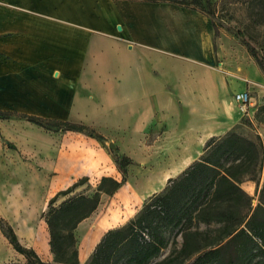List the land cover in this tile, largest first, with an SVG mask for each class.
<instances>
[{"label": "crops", "instance_id": "1", "mask_svg": "<svg viewBox=\"0 0 264 264\" xmlns=\"http://www.w3.org/2000/svg\"><path fill=\"white\" fill-rule=\"evenodd\" d=\"M221 60L210 17L174 0H0V110L84 123L102 135L115 126L122 135L143 134L156 122L169 127L152 134L164 147V161L131 190L135 204L197 159L210 137L240 122L233 93L248 89L229 82ZM5 124L19 151L56 160L44 176L56 173L51 185L64 184L51 194L108 165L100 140L87 133L60 130L37 139L29 121L0 119ZM39 212L22 201L1 211L37 252L39 234L30 224ZM0 236L7 241L1 230Z\"/></svg>", "mask_w": 264, "mask_h": 264}, {"label": "trees", "instance_id": "2", "mask_svg": "<svg viewBox=\"0 0 264 264\" xmlns=\"http://www.w3.org/2000/svg\"><path fill=\"white\" fill-rule=\"evenodd\" d=\"M174 1L197 8L184 0ZM244 1L260 5L264 12V0ZM206 2L210 3L209 0ZM247 46L264 70V57L259 49L252 44ZM260 48L264 49L263 46ZM13 116L41 127L80 131L97 139L104 138L84 123L0 110V119ZM259 121L264 123L262 118ZM115 161L122 173L121 180L103 176L93 194L69 195L87 180V176L82 177L50 198L43 216L49 228L52 261L43 260L34 247L24 245L13 226L0 218L1 232L25 257V261L2 264H79L74 230L98 209L103 193L113 195L127 181L128 166L133 163V159L125 154H118ZM263 164L264 142L260 134L249 138L232 128L225 134L210 137L200 157L169 178L165 187L153 193L133 218L106 231L86 264H264ZM248 180L256 184V206L255 196L242 186ZM60 195L69 196L56 203ZM195 220L219 224V234L209 239L207 236L201 238L203 231L191 229ZM175 231L182 234L180 248L159 259L171 243L170 234Z\"/></svg>", "mask_w": 264, "mask_h": 264}, {"label": "rangeland", "instance_id": "3", "mask_svg": "<svg viewBox=\"0 0 264 264\" xmlns=\"http://www.w3.org/2000/svg\"><path fill=\"white\" fill-rule=\"evenodd\" d=\"M184 1L194 4L197 8L204 11L218 29L216 43L222 51L221 62L223 60L225 61L222 65V69L229 78V82L239 85L244 84L250 91L251 103L248 105L247 111H243L240 102L235 99L241 110L242 117L240 122L235 125L234 129L243 136L249 138L255 137L258 133L261 135L264 142V123L259 121L261 118L264 119V108H262L264 105V70L251 55L247 46L248 44L256 46L260 54L264 57V49L260 48V46L264 47V12L261 11V6L256 4L252 5L244 0H209L210 3H207L206 0H198L199 2H195V0ZM233 96L235 98L234 93ZM13 117L28 122V120L24 118L17 116ZM32 125L33 132L30 133L37 139L45 135V133L63 130L56 129L55 127H41L34 123H32ZM11 128L9 124H5L4 126L0 125V218H3L5 222L11 224L6 218L1 216V211L4 206H7L12 201H22L30 204L35 203L38 209H40V212L38 215H34V222L30 224V228L34 229L36 234H39L38 254L43 260L52 261L54 255L51 252L49 244L50 233L43 214L48 210L50 198L58 192L51 194V188L55 190L63 185L64 181L59 180L51 185L53 181L52 178L56 173H52L49 176L44 175L49 170V166L56 163V160L42 159L38 154L19 151L13 135H11V137L8 136ZM167 128L169 127L156 122L152 127L145 129L143 134L124 135L120 132L121 127L117 128V126H115L109 130L103 129L105 132V135H103L104 138L99 140L103 148L101 151L105 158L109 160V162L105 161L108 165L104 164L103 168L99 169L94 175L77 177L74 182L86 176L87 180L78 185L69 195L77 193L93 194L98 188L103 176L121 180L122 173L115 161L118 154L130 156L133 159V163L128 166L127 181L120 187L123 188L120 192V196L118 194V197L125 199L119 201V198H116L120 188L113 195L103 193L98 209L91 216L83 219L74 230L79 247V264H86L89 256L94 250L96 245L90 250L89 236L93 234L98 226H105V228H107L110 225H114L117 222L110 223L108 220L115 215H118V222L121 221L112 228L125 224L138 213L145 201L152 195L147 196L136 204L129 202L133 197L132 191L139 190V188L143 186L141 184V182H144L143 179L147 178V175L153 173V164L157 163L155 166L158 168L160 161H164L165 153L164 150H162L164 147L156 136L162 134L161 132ZM28 129V127H24V130ZM63 131L67 132V130ZM152 134L156 136L153 137ZM154 140L155 142L153 143ZM110 142H113L115 147H110ZM37 147L38 146H36V148ZM142 147L149 148V156L145 158L142 157L143 155L139 152ZM160 147L163 148L161 149ZM202 153L203 151L201 154ZM68 162L70 161H66V163L70 165ZM242 186L251 195L255 196L254 205L256 206L258 203V194L256 193L255 182L248 180L245 181ZM69 195H60L56 203H60ZM218 227L219 224L217 223L207 224L195 220L191 229L203 231L204 234L200 237L203 238L207 236L209 239L219 234ZM24 228L26 230V227ZM170 237L171 243L163 251L159 259L165 257L171 250L180 248L183 242L181 232H172ZM22 243L28 247H33L24 242ZM10 247L13 248L8 239L6 241V239L4 240V238L1 237L0 264L9 261H21V257L16 252L13 254L10 251ZM257 259L259 258H256V260ZM23 261H25V257Z\"/></svg>", "mask_w": 264, "mask_h": 264}, {"label": "built area", "instance_id": "4", "mask_svg": "<svg viewBox=\"0 0 264 264\" xmlns=\"http://www.w3.org/2000/svg\"><path fill=\"white\" fill-rule=\"evenodd\" d=\"M235 99L240 102L241 109H243V111L248 110V105L251 103V96L249 90H243L235 93Z\"/></svg>", "mask_w": 264, "mask_h": 264}, {"label": "bare ground", "instance_id": "5", "mask_svg": "<svg viewBox=\"0 0 264 264\" xmlns=\"http://www.w3.org/2000/svg\"><path fill=\"white\" fill-rule=\"evenodd\" d=\"M105 228V226H102L101 228H99V230L96 232L95 235H90V238H91V243L90 244H93L95 242V240H97L98 236L100 235L101 231Z\"/></svg>", "mask_w": 264, "mask_h": 264}, {"label": "water", "instance_id": "6", "mask_svg": "<svg viewBox=\"0 0 264 264\" xmlns=\"http://www.w3.org/2000/svg\"><path fill=\"white\" fill-rule=\"evenodd\" d=\"M110 147H115V144L113 142L109 143Z\"/></svg>", "mask_w": 264, "mask_h": 264}]
</instances>
